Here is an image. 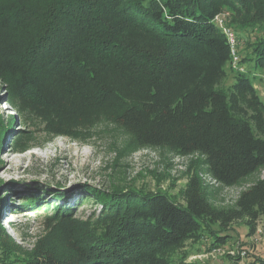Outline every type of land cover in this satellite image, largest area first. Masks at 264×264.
I'll use <instances>...</instances> for the list:
<instances>
[{
	"label": "trees",
	"instance_id": "16d2710c",
	"mask_svg": "<svg viewBox=\"0 0 264 264\" xmlns=\"http://www.w3.org/2000/svg\"><path fill=\"white\" fill-rule=\"evenodd\" d=\"M224 13L248 44L234 70L214 22ZM261 71L264 0H0V82L17 115L50 137L81 140L105 123L131 150L199 154L222 187L264 167V103L254 84ZM86 189L99 211L58 224L46 216V226L63 229L58 242L29 251L1 226L3 211L15 209L0 192V264H199L188 247L223 246L235 223L253 235L264 215V179L229 209L208 201L192 171L176 197Z\"/></svg>",
	"mask_w": 264,
	"mask_h": 264
},
{
	"label": "rangeland",
	"instance_id": "374dc122",
	"mask_svg": "<svg viewBox=\"0 0 264 264\" xmlns=\"http://www.w3.org/2000/svg\"><path fill=\"white\" fill-rule=\"evenodd\" d=\"M232 22L227 16L226 25L232 26ZM235 34L240 58V53L249 51L248 44L236 28ZM227 72L224 89L232 83V72ZM254 84L264 103V71L256 74ZM7 93L0 82V192L6 191L5 206L15 210L3 211L1 226L24 250L58 242L63 229L46 226V216L58 224L60 218H85L99 211L100 204L87 198V186L143 189L176 197L192 171L199 175L208 201L217 209H229L241 191L264 179L263 167L234 186L222 187L206 174L199 154L178 156L163 148L131 150L126 136L105 123L95 126L81 140L47 136L33 119L17 115L5 103ZM36 204L44 208L42 212L30 208ZM247 232L246 225L235 223L227 228L226 244L210 250L207 243L188 247V260L199 264H246L254 256L263 257L264 215L256 232L250 236ZM243 249L247 254L241 257Z\"/></svg>",
	"mask_w": 264,
	"mask_h": 264
},
{
	"label": "built area",
	"instance_id": "2783aa9c",
	"mask_svg": "<svg viewBox=\"0 0 264 264\" xmlns=\"http://www.w3.org/2000/svg\"><path fill=\"white\" fill-rule=\"evenodd\" d=\"M227 13L218 15L215 17V25L222 31L223 35L227 39L229 43V48H230V63L229 67L234 70L238 67L239 65V55L237 52V46H238V37L236 36L235 32L226 25L225 20L227 17ZM245 249L241 250L239 252V256L244 257L246 255Z\"/></svg>",
	"mask_w": 264,
	"mask_h": 264
}]
</instances>
